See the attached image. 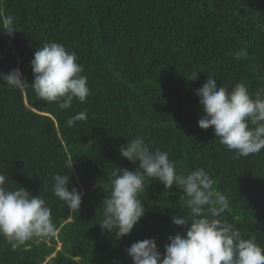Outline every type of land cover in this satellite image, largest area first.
Here are the masks:
<instances>
[{
    "label": "trees",
    "instance_id": "16d2710c",
    "mask_svg": "<svg viewBox=\"0 0 264 264\" xmlns=\"http://www.w3.org/2000/svg\"><path fill=\"white\" fill-rule=\"evenodd\" d=\"M9 14L18 30H0V73L19 68L28 85L0 80V172L6 187L45 199L55 234L15 251L0 237V264H131L125 249L152 237L163 253L168 236L183 232L171 215L188 211L175 186L145 182V215L122 240L98 224L111 172L138 166L119 152L137 135L168 152L178 172L204 168L229 199L221 218L264 247V150L236 158L198 126L195 95L208 76L229 89L264 87V0H0V19ZM45 42L76 52L90 89L84 103L61 111L35 94L30 61ZM245 44L246 58L235 59ZM85 110L86 121L67 125ZM64 172L69 190L83 192L78 211L51 191L52 175Z\"/></svg>",
    "mask_w": 264,
    "mask_h": 264
},
{
    "label": "clouds",
    "instance_id": "9594fccd",
    "mask_svg": "<svg viewBox=\"0 0 264 264\" xmlns=\"http://www.w3.org/2000/svg\"><path fill=\"white\" fill-rule=\"evenodd\" d=\"M0 30L14 37L18 30L15 18L9 14L0 19ZM246 56L247 44L234 54L237 60ZM77 60L76 52L61 43L45 42L36 48L30 61L35 94L50 104L55 102L61 111L70 109L74 99L84 103L90 89ZM0 80L21 91L28 85L19 68L0 73ZM195 95L203 113L198 126L204 130L211 127L219 142L233 150L236 158L264 150V87L252 93L239 82L229 89L218 86L217 80L208 76ZM87 119V111H81L71 116L67 125L72 127ZM93 144L94 140L88 145ZM119 152L138 166L134 170L118 167L111 172L107 185L110 192L102 201V219L98 223L102 233L122 240L133 231L145 215L139 195L145 191L147 180L161 182L166 190L175 186L182 193V207L188 210L183 215H171L172 224L182 227L183 232L168 236L163 253L154 237L126 248L131 264H264V247L254 237L245 238L238 228L221 218L230 208L229 199L215 187L216 181L204 168L178 172L168 152L153 150L140 135L127 140ZM52 181L53 195L69 211H78L83 192L75 187L69 190L70 175L54 173ZM6 182V175L0 172V237L15 251L34 238L54 235L51 208L45 199L19 185L10 189Z\"/></svg>",
    "mask_w": 264,
    "mask_h": 264
},
{
    "label": "rangeland",
    "instance_id": "374dc122",
    "mask_svg": "<svg viewBox=\"0 0 264 264\" xmlns=\"http://www.w3.org/2000/svg\"><path fill=\"white\" fill-rule=\"evenodd\" d=\"M59 245V244H58Z\"/></svg>",
    "mask_w": 264,
    "mask_h": 264
}]
</instances>
